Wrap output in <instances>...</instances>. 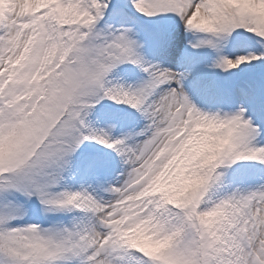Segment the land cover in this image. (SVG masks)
I'll return each instance as SVG.
<instances>
[{
	"label": "snow or ice",
	"instance_id": "snow-or-ice-1",
	"mask_svg": "<svg viewBox=\"0 0 264 264\" xmlns=\"http://www.w3.org/2000/svg\"><path fill=\"white\" fill-rule=\"evenodd\" d=\"M0 264H264V0H0Z\"/></svg>",
	"mask_w": 264,
	"mask_h": 264
},
{
	"label": "rangeland",
	"instance_id": "rangeland-1",
	"mask_svg": "<svg viewBox=\"0 0 264 264\" xmlns=\"http://www.w3.org/2000/svg\"><path fill=\"white\" fill-rule=\"evenodd\" d=\"M121 2H123V0H121ZM140 26L142 27V29H144L141 32V39H153L155 37V32L154 31H148L149 29H158V28H165L169 25L172 24V21H161L158 19H147V18H143L140 22H139ZM187 48V42L185 40H183L179 34V31H177V35H176V49H175V55L179 56L182 55L184 53V50ZM188 55H190L191 57L197 58L200 60V64H199V70L200 71H206L208 73L209 76H212L214 73L218 74V79L219 81L222 83V86L227 88V87H233L235 86L237 83H239L242 80H248V81H252L256 84V86H259V73H260V69H250V70H245L243 72H239V73H235L232 76H228L226 73L224 74H220L218 69H206L204 67V65L207 63V56L210 55V53H207L203 50H196V49H190L188 51ZM171 59V58H170ZM235 72V70H233ZM107 104H111V102H105ZM107 111L110 114H114L116 116L119 117H128V118H132L130 116V109H126L124 106H114V107H109L107 109ZM92 117H90L91 119ZM97 126L99 127H103L104 124L101 121ZM113 135H116L117 132L114 130ZM84 150L88 151V152H96V151H103L106 152V149H102V147L100 145H95L93 146H89V145H85L84 146ZM119 165H114V168L111 172V175H115V172L118 171ZM83 182L85 187H87L88 185V178L87 177H77L76 180L73 182V187H79L80 182ZM53 219L55 217H52ZM34 222H42L43 226L47 227L48 226V222L42 220V217L40 216V214L38 212H36L35 210H33L27 217H25L23 220L21 221H14L13 223H19V224H24V223H34Z\"/></svg>",
	"mask_w": 264,
	"mask_h": 264
}]
</instances>
